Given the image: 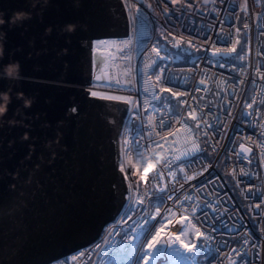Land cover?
<instances>
[{
    "label": "built area",
    "instance_id": "built-area-1",
    "mask_svg": "<svg viewBox=\"0 0 264 264\" xmlns=\"http://www.w3.org/2000/svg\"><path fill=\"white\" fill-rule=\"evenodd\" d=\"M122 1L128 32L93 42L94 56L104 58L101 66L93 61L88 85L103 86L99 95L128 102L119 133L120 167L130 174L125 201L94 239L42 264H104L114 255L126 257L118 249L133 245L139 254L140 245L147 243L145 235L150 239L161 223L167 224L163 239L179 235L182 225L176 221L183 217H188L184 223L189 228L195 225L204 233L203 245L193 230L190 238L198 254L181 249L157 264H264V0H183L177 5L171 0ZM175 8L180 11H171ZM160 29L184 38L189 48L185 60L162 50L161 55L173 58L156 60L152 48H160ZM237 38L236 53L212 55L213 48H231ZM188 40L195 47L188 46ZM160 67L165 71L157 82ZM160 87L184 95L160 94ZM153 89L172 101L171 109L152 99ZM253 100L256 103L247 108ZM135 141L144 150L147 166L135 151L126 150L135 149ZM193 142L200 150L191 152ZM241 144L251 152H242ZM159 172L163 177H157ZM140 198L144 204L136 202ZM149 217L155 219L145 224ZM149 227L151 232L145 234ZM133 236L136 239H129Z\"/></svg>",
    "mask_w": 264,
    "mask_h": 264
},
{
    "label": "water",
    "instance_id": "water-1",
    "mask_svg": "<svg viewBox=\"0 0 264 264\" xmlns=\"http://www.w3.org/2000/svg\"><path fill=\"white\" fill-rule=\"evenodd\" d=\"M0 21V264H42L94 239L125 200L128 102L86 85L93 42L126 34L128 16L122 0H0Z\"/></svg>",
    "mask_w": 264,
    "mask_h": 264
},
{
    "label": "snow or ice",
    "instance_id": "snow-or-ice-1",
    "mask_svg": "<svg viewBox=\"0 0 264 264\" xmlns=\"http://www.w3.org/2000/svg\"><path fill=\"white\" fill-rule=\"evenodd\" d=\"M162 2H163V0H162ZM207 2H208V0H205V3H207ZM171 3L173 5H177V4L181 3V0H171ZM149 7H151V5H149ZM187 7L191 8V5L188 4ZM213 10H215V9H213ZM139 11H140L139 8H137V12H139ZM169 11L170 10L167 8V6H165L164 12L166 15L169 14ZM171 11L179 12L180 9L175 8ZM169 19H171L170 15H169ZM243 28L247 29L248 25L244 24ZM235 32L239 33L240 29L236 28ZM162 35H163V33H162ZM164 39H165V41H167L168 36H164ZM173 39H174V43L172 44V47L174 49H177V50L181 49V45L183 43H185L184 38L180 37L178 39H176V38H173ZM123 43L125 45H127L129 42L124 41ZM239 43H240V40L237 38L235 41V44L231 48H228V49L213 48L212 49V55L217 56V55H221V54L229 55V54L236 53V46L235 45H238ZM186 44L190 47H195V45L193 44V42L191 40L186 41ZM188 50H189V48H187V47L184 48V51H188ZM196 50L199 51V49H196ZM152 51L156 54V60L162 61L165 59L170 60L173 58L171 55H167V56L161 55L160 54L161 49L159 47H156L155 45L153 46ZM242 51H243V49H242ZM237 58L239 59L241 57L237 56ZM156 60L153 61V64L156 63ZM147 67L151 69L152 65H147ZM153 70H155V69H153ZM164 71H165L164 67L159 68V75H156V77H155V80L157 82L161 81L162 77L164 76ZM3 75L5 77L7 76L6 73H4ZM261 78L264 79V75H262ZM97 79H99V77ZM149 79H151V78H149ZM168 79L170 80L171 77H169ZM117 83H119V81H117ZM200 83L204 84V81L202 80V81H200ZM153 93L154 94L152 96V99L154 101H160L162 105H166L169 109H171V107H172V101L171 100H165L164 97L160 94L170 93L171 97H173V98H177L181 95H184L182 93L173 92L171 88H164V87L159 88L160 94H156L155 89H153ZM91 95L96 97L99 94L97 92H91ZM104 98L109 99V100L125 99L124 97H118V96H106ZM137 103H139V102H137ZM255 103H256V101L253 100L252 103L247 104V108L251 109L253 107V104H255ZM149 106H151V105H149ZM188 115L191 116L193 119H195L193 112H189ZM246 115L250 117L252 114H251V112H248V113H246ZM196 127L197 128L200 127L199 123L196 124ZM208 127L210 128L211 125H208ZM188 131H189V133H191L192 130L189 128ZM204 134L207 135V132H205ZM170 135H172V133H170ZM134 143L137 145V147L135 149H133L132 147L129 146V147H127L126 150L129 152L135 151L137 159L142 160L144 162V164L147 166V162H148L147 157L144 155V150L138 146L139 141H135ZM261 147H264V145H262ZM240 148L242 149V152H251V149L245 148L244 144H241ZM198 150H200L199 146L195 142H193L191 152H195ZM191 152H186L185 154L188 155V154H191ZM238 155H241V153H238ZM177 159H179V157H177ZM165 163L169 167L171 166L170 162L165 161ZM249 163H251V161H249ZM121 170L123 171V166H121ZM145 170H147V168ZM241 172L243 173V169H241ZM244 174L247 175V173H244ZM163 175H164L163 172L157 173V177H163ZM169 175L171 176L173 174L170 172ZM160 191H163V189H160ZM160 199H162V197H160ZM168 199H172V197L168 196ZM186 199H187V197H186ZM136 202L138 204H144L145 201L143 198H140ZM256 207L259 208L260 205H256ZM155 211H156L157 215L160 214L159 208H156ZM130 218L131 217H129V219ZM153 219H155V218L149 217V219L145 221V224H148ZM165 219H167V218H165ZM186 220H188V217H183L182 220L176 221L177 223H180L182 225L181 228L178 229V232L180 234L177 235L176 233H172V234L168 235V237L166 239L162 238V230L165 227H167V224L161 223L160 227L155 229V232H154V234L151 235L150 239H147V235H145V240L147 241V243H146V245L143 243L140 245L142 251L139 254L137 253L136 246H134V245L130 246L128 248L118 249V251L123 252L125 254L126 258H128V259H130L131 257H136L135 261H133V264H140L141 261H142V264H157V261L159 258L171 257L173 255L179 254L181 249L186 250L189 254H191V256H195L196 254H198V249L196 248L195 242L191 241V238H190L191 234L194 230V235L196 237V240H199L201 245H203V240H201V237L204 236V233L201 232V230L198 227H196L195 225H192V227L189 228L188 225L184 223V221H186ZM151 230H152L151 227H149V228L144 229L143 231L145 234H147V233H150ZM182 237L188 238V242H186V239H184ZM129 239H136V237L135 236L129 237ZM175 244H179L180 247L179 248H173L172 245H175ZM191 256L189 257V259H191Z\"/></svg>",
    "mask_w": 264,
    "mask_h": 264
},
{
    "label": "trees",
    "instance_id": "trees-1",
    "mask_svg": "<svg viewBox=\"0 0 264 264\" xmlns=\"http://www.w3.org/2000/svg\"><path fill=\"white\" fill-rule=\"evenodd\" d=\"M181 1H183V0H181ZM162 33H163V35H162ZM157 36L159 38L160 49L163 52L179 54L180 57L183 60H185V55H186L187 51H184V48H185L184 44L181 45V49H179V50L174 49L172 47V44L174 43V39L173 38H175V37L172 34H170L169 32H167V31H165L163 29L158 30ZM164 36H168V40L167 41H165ZM115 260L118 261L121 264H127L129 259L124 257V256L114 255V256H111L109 259H107L104 264H112Z\"/></svg>",
    "mask_w": 264,
    "mask_h": 264
},
{
    "label": "bare ground",
    "instance_id": "bare-ground-1",
    "mask_svg": "<svg viewBox=\"0 0 264 264\" xmlns=\"http://www.w3.org/2000/svg\"><path fill=\"white\" fill-rule=\"evenodd\" d=\"M86 86H88L92 92H97L98 94H102V92H100V91H101V89H104L103 86H100L98 84H95V85L91 84V86L87 84ZM122 172L124 174L126 184L129 183V177H130L129 171L123 169ZM127 186H128V184H127Z\"/></svg>",
    "mask_w": 264,
    "mask_h": 264
},
{
    "label": "rangeland",
    "instance_id": "rangeland-1",
    "mask_svg": "<svg viewBox=\"0 0 264 264\" xmlns=\"http://www.w3.org/2000/svg\"><path fill=\"white\" fill-rule=\"evenodd\" d=\"M96 42L99 43V42H100V39H97ZM95 60H96V61H95ZM94 62H95L98 66H101V64H103V61H101L97 55L94 56ZM102 74H103V75H101V76L103 77L105 74H104V73H102ZM105 76H106V75H105ZM87 87H88V86H87ZM127 184H128V183H127ZM127 191H128V189L126 190V193H125V194H127Z\"/></svg>",
    "mask_w": 264,
    "mask_h": 264
},
{
    "label": "flooded vegetation",
    "instance_id": "flooded-vegetation-1",
    "mask_svg": "<svg viewBox=\"0 0 264 264\" xmlns=\"http://www.w3.org/2000/svg\"><path fill=\"white\" fill-rule=\"evenodd\" d=\"M99 59L102 60L101 58H99ZM118 166L120 167V151H119V162H118ZM120 168H121V167H120ZM125 193H126V192H125ZM125 197H126V194H125ZM124 201H125V200H124ZM123 204H124V202H123ZM122 207H123V205H122ZM122 207H121V208H122ZM120 210H121V209H120ZM120 210H119V212H120ZM119 212H118V213H119ZM118 213H117V214H118Z\"/></svg>",
    "mask_w": 264,
    "mask_h": 264
},
{
    "label": "clouds",
    "instance_id": "clouds-1",
    "mask_svg": "<svg viewBox=\"0 0 264 264\" xmlns=\"http://www.w3.org/2000/svg\"><path fill=\"white\" fill-rule=\"evenodd\" d=\"M23 15H24L23 13H17V17H21ZM0 22H2V21H0Z\"/></svg>",
    "mask_w": 264,
    "mask_h": 264
}]
</instances>
